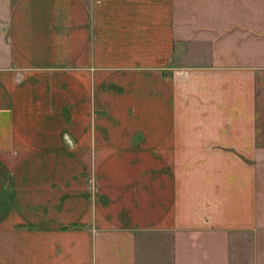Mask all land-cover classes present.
<instances>
[{
    "label": "crops",
    "instance_id": "1",
    "mask_svg": "<svg viewBox=\"0 0 264 264\" xmlns=\"http://www.w3.org/2000/svg\"><path fill=\"white\" fill-rule=\"evenodd\" d=\"M264 0H0V264H264Z\"/></svg>",
    "mask_w": 264,
    "mask_h": 264
},
{
    "label": "rangeland",
    "instance_id": "2",
    "mask_svg": "<svg viewBox=\"0 0 264 264\" xmlns=\"http://www.w3.org/2000/svg\"><path fill=\"white\" fill-rule=\"evenodd\" d=\"M259 188H260L259 198L263 199L264 201V177L261 176H259Z\"/></svg>",
    "mask_w": 264,
    "mask_h": 264
}]
</instances>
